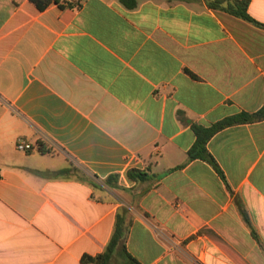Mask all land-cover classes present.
Returning a JSON list of instances; mask_svg holds the SVG:
<instances>
[{"label":"crops","instance_id":"crops-1","mask_svg":"<svg viewBox=\"0 0 264 264\" xmlns=\"http://www.w3.org/2000/svg\"><path fill=\"white\" fill-rule=\"evenodd\" d=\"M212 1L0 0V264H82L119 213L142 264H264V120L188 158L264 106V0Z\"/></svg>","mask_w":264,"mask_h":264},{"label":"trees","instance_id":"trees-1","mask_svg":"<svg viewBox=\"0 0 264 264\" xmlns=\"http://www.w3.org/2000/svg\"><path fill=\"white\" fill-rule=\"evenodd\" d=\"M40 8H43L39 4V0H32ZM225 2H232L229 10L248 21H252L248 13V8L250 5V0H214L210 4L214 8L220 7ZM129 8H135L137 2L127 3ZM264 120V106L263 108L254 114L240 113L234 116L227 117L220 122L210 126L204 127L201 125H193V130L196 134V141L193 147L188 153V158L190 161L201 159L212 164L216 170L221 173L218 164L216 163L213 156L209 153L207 144L209 140L216 135L221 130L248 122L262 121ZM39 150L41 152H46L43 144L39 145ZM130 179L138 182H142L148 179V173L141 170L132 169L128 172ZM117 178L116 176H113ZM110 179L107 182L110 183ZM127 225H126V215L124 213H119L117 215V222L115 226L114 233L106 246L105 250L95 256L85 254L82 257V264H142L137 258H135L127 249Z\"/></svg>","mask_w":264,"mask_h":264},{"label":"built area","instance_id":"built-area-1","mask_svg":"<svg viewBox=\"0 0 264 264\" xmlns=\"http://www.w3.org/2000/svg\"><path fill=\"white\" fill-rule=\"evenodd\" d=\"M17 149L23 152H29L34 149L32 144H29L23 140H19L17 143Z\"/></svg>","mask_w":264,"mask_h":264}]
</instances>
